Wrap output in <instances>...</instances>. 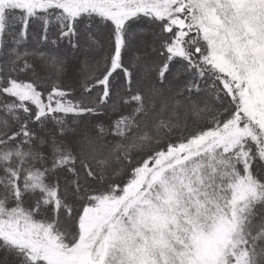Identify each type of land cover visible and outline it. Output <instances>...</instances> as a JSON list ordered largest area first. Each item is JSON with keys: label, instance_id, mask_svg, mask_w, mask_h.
Segmentation results:
<instances>
[{"label": "snow or ice", "instance_id": "1", "mask_svg": "<svg viewBox=\"0 0 264 264\" xmlns=\"http://www.w3.org/2000/svg\"><path fill=\"white\" fill-rule=\"evenodd\" d=\"M0 264H264V0H0Z\"/></svg>", "mask_w": 264, "mask_h": 264}]
</instances>
